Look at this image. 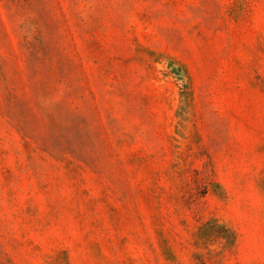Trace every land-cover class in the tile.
<instances>
[{"label": "rangeland", "instance_id": "obj_1", "mask_svg": "<svg viewBox=\"0 0 264 264\" xmlns=\"http://www.w3.org/2000/svg\"><path fill=\"white\" fill-rule=\"evenodd\" d=\"M0 264H264V0H0Z\"/></svg>", "mask_w": 264, "mask_h": 264}]
</instances>
